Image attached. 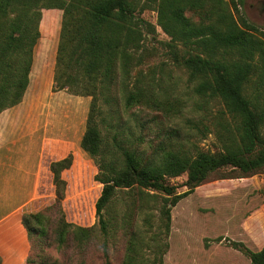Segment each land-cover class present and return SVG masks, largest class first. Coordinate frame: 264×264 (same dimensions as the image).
Masks as SVG:
<instances>
[{"label":"rangeland","instance_id":"rangeland-1","mask_svg":"<svg viewBox=\"0 0 264 264\" xmlns=\"http://www.w3.org/2000/svg\"><path fill=\"white\" fill-rule=\"evenodd\" d=\"M224 1L232 7L230 0ZM241 1L232 10L237 24L254 29L256 35L264 32V0ZM61 15L56 9L41 11L29 86L21 103L11 108L13 114L3 117L8 121L19 118L28 127L37 125L42 131L47 127L46 131L77 146L85 130L86 100L89 103L90 98L52 92ZM185 15L193 21L198 19L191 11ZM136 17L142 21V42L130 70L129 86L139 81L148 91L159 94L164 103L152 110L139 105L118 107L116 114L105 116L107 124L100 125L101 156L84 154L66 174V221L91 231L86 235L74 232L60 245L48 226L34 264H124L132 237L145 264H158L160 258L162 264H251L245 250L264 247V167L247 176L230 166L213 172L170 208L168 230L161 209L170 203V197L136 185L118 189L101 210L102 231L94 211L102 185L95 182L93 174L101 159L119 168L123 162L119 148H137L143 157L150 156L156 145L166 151L216 154L238 142L236 124L222 103L196 92L188 72L174 63L172 47H178L179 56L186 50L159 27L155 6L138 8ZM261 134L264 137V126ZM33 154L28 149L27 157ZM186 180L185 173L164 178L177 194L187 191ZM25 196L20 195L19 200Z\"/></svg>","mask_w":264,"mask_h":264},{"label":"trees","instance_id":"trees-1","mask_svg":"<svg viewBox=\"0 0 264 264\" xmlns=\"http://www.w3.org/2000/svg\"><path fill=\"white\" fill-rule=\"evenodd\" d=\"M140 1L0 0V113L20 104L28 88L33 51L40 38L41 11L60 10L52 92L90 98L80 147L91 158L101 156L100 125L107 124L106 115L116 114L118 107L139 105L152 110L164 103L139 81L129 86L130 70L142 42V21L136 12L155 6L159 27L186 50L179 56L178 47H172L174 63L188 72L196 92L218 99L236 124L237 145L216 154L166 151L156 145L147 157L137 148H119L123 156L119 168L101 159L94 180L102 188L94 208L102 231L101 210L118 189L136 185L170 197V203L161 209L168 230L170 208L213 172L230 166L247 176L264 167V32L256 35L254 29L237 24L232 10L242 1L230 0L232 9L224 0ZM187 11L195 13L197 21L187 17ZM71 164V155L51 163L53 204L22 216L29 243L26 264H34L38 258L35 252L42 247L48 226L60 245L74 232L86 235L91 231L65 218L66 182L61 173ZM183 173L187 191L177 194L164 178ZM136 244L132 237L124 264H145ZM245 252L251 264H264V247ZM158 264H162L161 258Z\"/></svg>","mask_w":264,"mask_h":264},{"label":"crops","instance_id":"crops-1","mask_svg":"<svg viewBox=\"0 0 264 264\" xmlns=\"http://www.w3.org/2000/svg\"><path fill=\"white\" fill-rule=\"evenodd\" d=\"M89 103L86 100V114ZM10 110L0 113V264H26L29 243L21 219L24 214L36 213L53 202L51 163L72 156L70 168L61 173L66 182L67 197L69 184L66 174L87 153L80 147L84 132H81L77 146H73L70 140L56 136L53 131H46L47 127L42 131L43 128L37 125L28 127L19 118L18 121L6 120L7 116H3L12 115ZM28 129L31 131L28 132ZM29 142L33 145L29 146ZM57 142L62 144L58 146ZM28 149L34 153L32 156L27 157ZM23 194L26 196L19 200Z\"/></svg>","mask_w":264,"mask_h":264}]
</instances>
